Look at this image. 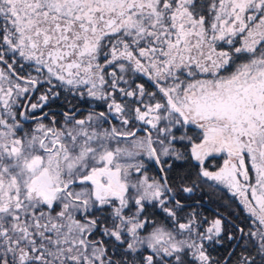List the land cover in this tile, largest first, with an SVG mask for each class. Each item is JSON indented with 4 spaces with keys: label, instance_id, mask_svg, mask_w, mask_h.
<instances>
[{
    "label": "snow or ice",
    "instance_id": "snow-or-ice-1",
    "mask_svg": "<svg viewBox=\"0 0 264 264\" xmlns=\"http://www.w3.org/2000/svg\"><path fill=\"white\" fill-rule=\"evenodd\" d=\"M0 264H264V0H0Z\"/></svg>",
    "mask_w": 264,
    "mask_h": 264
},
{
    "label": "flooded vegetation",
    "instance_id": "flooded-vegetation-1",
    "mask_svg": "<svg viewBox=\"0 0 264 264\" xmlns=\"http://www.w3.org/2000/svg\"><path fill=\"white\" fill-rule=\"evenodd\" d=\"M217 207L220 208V210L227 214H235L239 211V204L235 200H231V198L227 195L223 199H220L218 197L213 198V203L209 205V208L211 210H215ZM216 255H223L222 252H217Z\"/></svg>",
    "mask_w": 264,
    "mask_h": 264
}]
</instances>
